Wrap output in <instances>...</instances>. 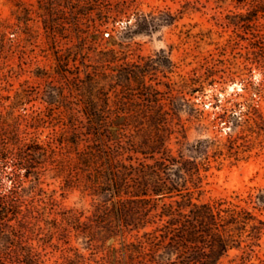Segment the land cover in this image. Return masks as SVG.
<instances>
[{
    "label": "trees",
    "instance_id": "1",
    "mask_svg": "<svg viewBox=\"0 0 264 264\" xmlns=\"http://www.w3.org/2000/svg\"><path fill=\"white\" fill-rule=\"evenodd\" d=\"M238 3L248 6L250 14H237L227 24L237 37L252 35L251 61L264 66V0ZM143 24L148 27V20ZM95 28L99 30L97 22ZM96 57L102 63L90 65L85 58L77 64L76 87L90 101L67 107L73 117L54 123L45 139L44 113L63 98L67 61L55 56L50 69L40 72L48 100L41 111L21 116L28 121L24 130L17 115L22 105L10 98L0 74V264H172L175 254L178 264H224L233 249L239 253L231 264H264V218L258 215L264 214V189L202 200L210 167L198 160L210 149L235 150L239 134L263 121L260 106L250 99L236 104L240 114L233 110L226 124L237 136L230 134L226 142L187 141L186 124L178 114L188 103L174 106L177 120L171 123L102 118L108 107L96 99L108 95V88L122 86L124 78L147 96L156 88L145 74L141 80L130 78L134 72L125 75L115 49L99 50ZM82 67L88 71L85 78ZM245 89L262 92L254 82ZM115 105L122 114L120 102ZM140 134H147L143 141ZM52 182L59 190L46 187ZM76 191L83 200L91 199L89 208L66 204ZM47 248L60 252L53 263L44 258Z\"/></svg>",
    "mask_w": 264,
    "mask_h": 264
},
{
    "label": "rangeland",
    "instance_id": "2",
    "mask_svg": "<svg viewBox=\"0 0 264 264\" xmlns=\"http://www.w3.org/2000/svg\"><path fill=\"white\" fill-rule=\"evenodd\" d=\"M250 11L238 0H0L1 82L10 98L22 105L17 115L24 130L28 121L21 116L41 111L48 100L40 72L50 69L55 56L67 61L63 98L54 100L50 115L44 113L45 139L54 123L73 117L67 107L90 101L87 92L76 87L77 64L86 58L90 65H98L102 63L101 57H96L98 51L113 48L122 58L125 75L134 72L130 78L138 76L141 80L145 74V81L156 90L147 96L137 83L124 78L122 86L108 88V95L99 94L96 99L108 107L102 118L171 123L177 120L174 106L188 103L178 114L186 124L187 141L211 138L226 142L232 134L226 121L233 119V110L240 114L236 104L250 99L264 115V66L251 61L252 35L237 37L233 26L227 24L229 18ZM102 18L107 21L103 23ZM145 19L148 27L143 24ZM116 41L123 45H115ZM87 74L82 67L81 77ZM56 80L53 81L57 83ZM248 82L261 85L262 92H248ZM99 84L103 85V81L99 80ZM133 88L139 90L133 92ZM118 101L122 114H117ZM146 136L140 134L137 138L143 141ZM173 147L177 148L174 142ZM198 160L210 167L202 200L231 197L235 192L246 196L250 191L264 189V119L239 134L235 150L225 148L215 153L210 149L207 157L199 156ZM46 187L59 190L57 182ZM90 202L91 199L83 200L78 191L66 198V204L71 206L89 208ZM258 215L264 218V214ZM262 241L264 246V237ZM73 245L82 246L76 240ZM68 246L63 244L62 248ZM44 253L50 263L60 254L52 248ZM85 253L91 258L89 252ZM102 253L100 250L98 255ZM238 253L231 250L223 263L231 264ZM260 254L264 257V250ZM172 258V264L179 263L177 254Z\"/></svg>",
    "mask_w": 264,
    "mask_h": 264
}]
</instances>
